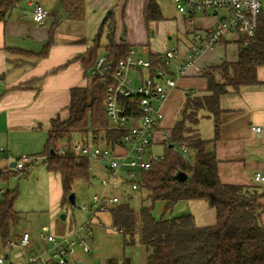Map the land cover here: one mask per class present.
I'll return each mask as SVG.
<instances>
[{"label": "crops", "instance_id": "0c3cea01", "mask_svg": "<svg viewBox=\"0 0 264 264\" xmlns=\"http://www.w3.org/2000/svg\"><path fill=\"white\" fill-rule=\"evenodd\" d=\"M157 2L162 20L148 26L145 20L147 0H84L82 19H69L62 7V0H16L15 7L0 19V147H5L13 157L43 155L51 121L57 118L67 120L72 90L87 88L91 82L90 70L85 65L86 57L94 47L108 13L112 12L116 20L115 43H126L131 49L142 48L139 54L147 56L142 58L135 52V58L151 61L166 51L179 50L180 58L169 71L172 76L178 75L179 67L186 60L193 44L195 33H206L216 25L219 18L227 15L221 10L181 15L173 0ZM35 5L42 6L48 12L45 20H35ZM155 35L166 37L162 43L166 50H162L160 43L151 40ZM104 36L106 43L102 41ZM240 42L236 33H227L221 44L203 51L194 66L179 77L177 87L170 92L163 108L164 120L155 135V150L157 146L165 144L166 137H170L169 133L181 118L187 98L207 94L204 71L225 62L235 64L239 61ZM107 43L105 31L101 44L105 47ZM101 50L98 54L105 55ZM133 72L136 73L135 78L132 76L135 84H139L142 82L140 76L147 79L151 71L141 68ZM257 77V86L243 88L221 98L223 113L218 140H215L214 120L207 112L200 113V121L195 129L202 139L210 142L206 150L219 161L220 181L225 185L257 189L262 195L259 204L264 206V183L255 181V175L264 172V66L258 69ZM253 127H261L262 132H254ZM43 162L45 165L44 159ZM10 166L7 156L0 154L1 169L9 171ZM4 179L2 174V182ZM43 179L51 197L49 222L44 227H50L51 233L48 234L58 238L72 235L76 240H85L92 251L85 254L80 248V263L100 264L109 259H128L130 264H147L146 248L141 245L126 248L123 235L110 232L108 227L111 223L106 224L102 214L98 215L90 228L85 224L77 227L70 212L65 215V219L57 218L56 211L64 203L60 177L48 172L47 178ZM87 183L92 185L91 181ZM120 185L122 183L117 179L111 191ZM161 204L162 217L158 218L153 213L156 220L191 215L198 227L216 223V211L208 222L198 224L187 202H180L174 208L176 210L183 204L184 214L177 217L173 216L174 210L164 214L166 203ZM261 222L264 227V213ZM22 230L32 232L33 252L44 248L45 245L39 240L43 232L35 237L33 230L23 228L17 229L16 234ZM79 233L83 236H79Z\"/></svg>", "mask_w": 264, "mask_h": 264}, {"label": "trees", "instance_id": "16d2710c", "mask_svg": "<svg viewBox=\"0 0 264 264\" xmlns=\"http://www.w3.org/2000/svg\"><path fill=\"white\" fill-rule=\"evenodd\" d=\"M15 4L16 0H2L0 19ZM62 7L69 19L83 18L84 0H62ZM145 20L148 26L162 20L157 0H147ZM105 31L108 43L104 47L101 37ZM115 35L116 20L110 12L95 39L94 47L86 57L85 65L90 70L91 82L87 88L72 90L69 118L51 121L46 148L40 156L47 158L48 172L60 177L64 202H67L66 197L74 193L78 183L90 182L93 175L91 161L75 159L70 150L61 156L57 153L58 146L70 144L73 133H77L84 142L114 145L120 142L126 132L125 129L111 128L105 112L107 89L91 76L92 69L102 57L98 54L100 49H105V54L114 65L130 55L132 49L126 43L117 45ZM151 62L152 74L160 64L157 57ZM263 66L264 16L260 18L255 39L250 40L248 45L245 41L240 42L239 61L207 68L203 73L207 81V94L187 98L181 118L171 129L168 139L170 145L166 148L164 159L140 175L136 192L140 196L142 192L145 193L142 201L147 202V205L136 211L130 205L132 195L126 194L122 199L119 197L120 203L109 213L111 226L108 230L115 232L113 229L116 228L117 233L123 235L126 248L144 246L147 264H264V227L261 222L264 206L259 204L262 195L254 188L223 184L218 174L219 161L206 150L210 142L202 139L195 129L200 121V113L207 112L214 120L215 140H218L223 113L221 98L231 92L257 86V72ZM182 144L188 147L192 158L182 154ZM179 172L187 174L185 182L175 179ZM14 173L3 170L4 182ZM2 196L0 250L8 239L19 235L16 230L20 220L15 209L17 192L7 190ZM196 201L208 202L215 209L214 225L198 227L191 215L160 220L153 216L158 203H166L164 214H167L180 202ZM100 264H130V261L109 259Z\"/></svg>", "mask_w": 264, "mask_h": 264}, {"label": "built area", "instance_id": "2783aa9c", "mask_svg": "<svg viewBox=\"0 0 264 264\" xmlns=\"http://www.w3.org/2000/svg\"><path fill=\"white\" fill-rule=\"evenodd\" d=\"M181 15H195L210 11H225L226 16L219 18L216 25L206 33H195L193 44L189 49L186 60L179 67L178 75H169V71L180 58L177 49L166 51L158 55L160 66L139 85L132 77L134 69L146 68L151 71L152 62L135 58L134 51L118 65H114L103 55L91 71V76L98 79L106 87L107 96L105 112L112 129H125L126 132L119 143L114 145H96L84 142L77 133L71 135L70 144H61L57 153L65 156L70 150L75 159L96 161L107 168L108 179L100 181L102 192L94 194L88 201L82 202L79 209L89 214L88 228L95 217L109 214L120 203V198L112 194L115 181L122 185L129 184L134 191L139 189L140 175L149 171L155 163L164 159L165 153L155 150V135L159 132L164 120L163 108L170 92L177 87L179 77L196 62L198 56L205 50L214 49L222 43L229 32L236 33L240 41L247 42L255 39L260 18L264 16V0H173ZM48 12L40 5L34 7V18L43 21ZM128 102V104L124 103ZM256 133L262 132L261 127H253ZM168 137L165 144L167 147ZM182 154L192 158L193 154L187 146L180 147ZM0 154L6 155L11 164L9 171L19 173L32 166L39 157H13L5 147H0ZM47 165V158H43ZM14 164V166H12ZM2 169L0 167V183H2ZM257 183H264V172L255 175ZM5 190L0 187V195ZM113 231L117 232L116 228ZM39 240L45 245L38 252H33L32 232L24 230L3 243L0 250V264H68L78 263V247L85 254H90L91 246L83 239H75L68 235L58 238L51 234L41 233ZM84 264V263H81Z\"/></svg>", "mask_w": 264, "mask_h": 264}, {"label": "rangeland", "instance_id": "374dc122", "mask_svg": "<svg viewBox=\"0 0 264 264\" xmlns=\"http://www.w3.org/2000/svg\"><path fill=\"white\" fill-rule=\"evenodd\" d=\"M165 36L158 37L155 35L151 37V40H155L157 43H160L162 46V50H166L162 43H164L163 38ZM166 40V37H165ZM103 43H106V37L104 36L102 39ZM139 47H134L132 50L138 53V55L142 58H146L147 56L139 54ZM102 54H105L104 49L101 50ZM220 67V66H219ZM132 76H136V73L132 72ZM144 76V75H143ZM141 80L145 77L140 76ZM140 84V83H139ZM136 84V85H139ZM169 131V130H168ZM171 133V132H170ZM169 133V135H170ZM169 137V136H168ZM168 145H170V141L167 139ZM61 145V144H60ZM59 145V146H60ZM156 151L159 153H165L166 147L165 146H157ZM18 158V157H15ZM92 175L95 176L91 180L92 185L89 186L86 182H80L76 185L75 188V205H72L69 202V196L67 198V202H64L61 205V209H57L56 217L60 218L63 215H67L68 212L72 213L75 219V223L77 227H80L82 224H86L90 217L89 214L82 212L79 207L82 202L87 201L90 197L94 194L101 193L103 188L100 183V179H108L109 173L106 167H102L100 163L96 161L90 162ZM48 172L44 165L43 159L40 157L37 162L34 163V166H30L29 168L19 172L14 173L8 177V180L5 182L0 183V187L5 190L11 192H17V200L15 203V209L20 215V220L17 229L28 228L33 230L35 233V237L39 235V232H43L45 234L51 233L50 227H44L48 225L49 222V213H50V193L48 192L47 183L43 181V178H47ZM114 194L117 196L122 197L126 194H131L133 200L130 202V205L136 211L140 210L142 206H146L147 202H143L142 198H144L145 193L142 192L141 196L139 193L132 189V186L129 184L120 185L118 189L113 190ZM3 196L0 195V202L2 201ZM190 207V212H194L195 216L197 217L198 224L202 222H208L213 215H215V209L210 205L208 202H187ZM187 205V204H186ZM183 206V204H182ZM182 206H179L174 210L173 216H182L184 214ZM162 204L158 203L155 206L153 211L154 215L158 218L162 217ZM48 212V215H47ZM204 214V217L202 215ZM103 218H106V224L111 223L110 214H102ZM110 217V218H109ZM202 219V220H201ZM40 226V227H39ZM111 226V224H110ZM24 230L21 231V233ZM79 236H83L79 233ZM78 252L81 253V249L78 247ZM82 257H86L82 255ZM88 260V259H87Z\"/></svg>", "mask_w": 264, "mask_h": 264}, {"label": "water", "instance_id": "95a60500", "mask_svg": "<svg viewBox=\"0 0 264 264\" xmlns=\"http://www.w3.org/2000/svg\"><path fill=\"white\" fill-rule=\"evenodd\" d=\"M171 147L173 148V145H171ZM52 152H53V151H52ZM12 166H14V164H13ZM187 178H188V176H187V174L184 173V172H179V173L176 175V177H175V179H176L177 181H180V182H185V181L187 180ZM75 200H76V195H75V193H72V194L69 196V201H70V203H71L72 205H75ZM61 218H62V219H65V215H63ZM53 264H57V263H56V262H53Z\"/></svg>", "mask_w": 264, "mask_h": 264}]
</instances>
